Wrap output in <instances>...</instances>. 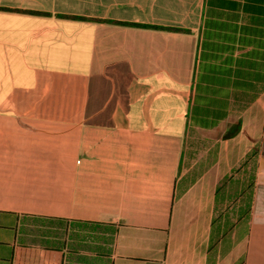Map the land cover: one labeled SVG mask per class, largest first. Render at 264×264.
Here are the masks:
<instances>
[{
    "label": "crops",
    "instance_id": "0c3cea01",
    "mask_svg": "<svg viewBox=\"0 0 264 264\" xmlns=\"http://www.w3.org/2000/svg\"><path fill=\"white\" fill-rule=\"evenodd\" d=\"M0 264H264V0H0Z\"/></svg>",
    "mask_w": 264,
    "mask_h": 264
},
{
    "label": "rangeland",
    "instance_id": "374dc122",
    "mask_svg": "<svg viewBox=\"0 0 264 264\" xmlns=\"http://www.w3.org/2000/svg\"><path fill=\"white\" fill-rule=\"evenodd\" d=\"M253 169H254V162H252V165H250L248 167V169H245L244 171L240 170L241 172L237 173L236 178H239V180L242 184V187H243V188H240L239 191L243 192L246 190V193L242 198L241 197L238 198L239 201L236 198L234 201V198L229 197L227 205L230 208V210L226 216L227 217L226 221L228 222V225H231V223H235L237 220V217L238 218H242L243 216L247 217L246 212H247V209L249 206L250 193H251L250 186L252 184L253 174L255 173L254 172L255 169H254V171H253ZM231 188H230V192H231ZM243 194H244V192H243ZM222 210H225L224 206L220 209L219 212H221ZM222 212H224V211H222Z\"/></svg>",
    "mask_w": 264,
    "mask_h": 264
},
{
    "label": "trees",
    "instance_id": "16d2710c",
    "mask_svg": "<svg viewBox=\"0 0 264 264\" xmlns=\"http://www.w3.org/2000/svg\"><path fill=\"white\" fill-rule=\"evenodd\" d=\"M257 156V153L255 152V151H253L252 152V154H250V155H248L247 156V158H246V160L244 161V162H242V164H240V166L237 168V169H235L234 170V172H232V179H233V177L236 175L237 176V173H240L241 171H244L245 169H248V167L250 166V165H252V162H254L255 163V157ZM254 169H255V164H254ZM254 169H253V171H254ZM241 170V171H240ZM255 172V171H254ZM230 178V179H231ZM236 178V177H235ZM253 178H254V174H253ZM236 180V182H235V184H233V185H230V187H229V193H230V197L231 198H234V201H235V198L237 197V198H239V197H243L244 195H245V193H246V190L245 191H243L244 192V194H243V192H240L239 190H240V186H238V183L237 182H240V180H239V178H236L235 179ZM227 181H229V179H227L226 180V182H224V185L227 183ZM240 184V183H239ZM253 184V183H252ZM252 184H251V186H250V190H251V187H252ZM232 187V188H231ZM230 188H231V192H230ZM243 188V187H242ZM251 192H252V190H251ZM240 193V194H239ZM242 193V194H241ZM234 196V197H233ZM236 198V199H237ZM250 208H251V193H250V201H249V206H248V209H247V212H246V215L247 216H249V214H250Z\"/></svg>",
    "mask_w": 264,
    "mask_h": 264
}]
</instances>
